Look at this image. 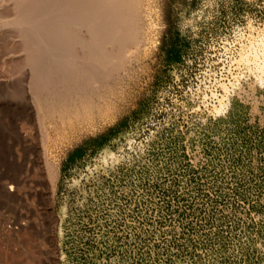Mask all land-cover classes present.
Wrapping results in <instances>:
<instances>
[{"label": "rangeland", "instance_id": "rangeland-1", "mask_svg": "<svg viewBox=\"0 0 264 264\" xmlns=\"http://www.w3.org/2000/svg\"><path fill=\"white\" fill-rule=\"evenodd\" d=\"M135 5L136 40L97 48L113 64L80 74L91 103L65 113L54 57L66 39L81 59L70 39L99 9L57 42L0 7V264H264V0Z\"/></svg>", "mask_w": 264, "mask_h": 264}, {"label": "bare ground", "instance_id": "bare-ground-1", "mask_svg": "<svg viewBox=\"0 0 264 264\" xmlns=\"http://www.w3.org/2000/svg\"><path fill=\"white\" fill-rule=\"evenodd\" d=\"M52 1L53 0H42L43 4H41L40 10L34 12L33 11V8H34L33 5L37 2V0H0V7L1 6L9 7L12 11V14H13L12 20L7 22L8 24L5 23L4 26L6 28H8V30H10L11 32H15L18 37H21V35L20 34L18 35V33H22L24 31H30L31 32V31L38 29V28L43 29L44 30L43 32L47 36H48V34H47L48 32H52V34L54 33V37L52 35H51V37H53V39L56 38V40L54 39V41H57V38L58 39L61 38L60 40L63 39L62 38V36H63L62 31L60 29H63L65 26L69 25L70 23H72L78 27L80 26L82 29V26L79 24L89 23V22L91 23V18L93 17V14H92L93 11H96L97 9H99V13H100L101 18L99 21L97 20L96 23H93V25H96L95 27H97V28L91 29L90 25L88 26V25L83 24V26H85V27L86 26L90 27L89 30L86 29L87 31L85 29H83L90 36L89 39L86 40L87 42L83 43V42H81L82 40L81 41L77 40L75 37L70 39V42L72 43L71 45L78 46L81 49L80 50L81 55L79 54V56H81V59L73 60L69 54L64 55L65 52L63 53V51L68 49L69 48L68 46H70L69 45L70 43H67L66 39H63L64 42L61 41V42H63V46L60 47L61 48L60 51L58 50L56 56L54 57V59H55L54 63L55 64L56 63H60L61 65L72 64V68H73V70L71 69L72 71H70V70H67L66 67L64 66V69H66V71L63 69L64 71L61 74H59L60 77H57L59 80H62V81H64V80H68L69 82L72 81L71 82L72 85H70V87L68 88V91H66V93H65V98L67 96L68 97L70 96L69 100L67 101L66 99H68V98L65 99L63 97L65 100H63V102H62V100L59 102L57 101L58 105H60V103L62 102L60 106H58L56 104L57 107H59V108L61 107L62 109L67 107L66 110L64 109L62 112L67 111V109L71 110V108L72 109L74 108L75 112L79 111L81 109L84 110L87 107L89 108V105L91 103L90 98H91V95L93 93L90 94V91L87 92L86 90H84V88H85L84 85L86 84V81L79 80V76H80V74L86 75L85 72L88 71V67L91 63L95 64L97 66H103L106 68L112 66L111 65V64H113L112 56H114V55H111V52H110V55H108V54H106L108 52H106V53L101 52V51H99V49L97 50V48H99V47L102 48L104 45H106V46L111 45L113 48L116 45V47L118 48L119 51L117 50L118 53L115 51V53H117V55H115L113 58L117 59V58L121 57V55L123 54V53L121 54L120 51H122L123 46L126 47L125 43H127V44H128V42L132 43L136 40V38H135L136 35H135V30H134L135 26L134 25L136 24L135 21L137 19H135L132 15L133 14L132 9L134 10V8L136 7L135 0H92L93 4H92V7L89 9H85V8H83V6L81 4H78L81 2L82 3L87 2V0H75V2H73L71 0H67L68 2H66V3L64 2L65 3L64 7L66 6L67 8H69L67 10L69 12V13H67V15L68 14L69 15L66 17L63 16V18L58 16L59 18L57 20L59 22H54V23H53L54 20L52 18H50L51 16L47 15V14H49L48 11H46L47 9L45 8L46 9L45 10L42 6L44 4H48V5L51 4L50 6H52V3H54ZM69 1H71V2H69ZM57 3H58V1H57ZM54 5H55V3H54ZM60 8H62V7H60ZM51 10H52V8H51ZM62 10H63V8H62ZM129 10H131L130 12H132V14L129 12L126 15V12H128ZM67 11H64V12L66 13ZM52 12H53V10H52ZM62 12H61V14H62ZM78 12H81V17H79V18L77 16H75V14ZM51 15H54V14H51ZM39 22L43 23V26H42V24L40 25ZM97 23H99V24L97 25ZM65 28L67 29L68 27H65ZM75 29H76V27H75ZM71 30H73V27ZM77 30H79V29H77ZM66 31H68V30H66ZM36 33H37V31H36ZM38 33H39V31H38ZM66 33H68V32H66ZM39 34H41V33H39ZM69 34L73 35L72 33H69ZM23 35H25V33ZM45 36L43 38H42V35L39 36L40 41L38 44H40V46L39 47L37 46V48L41 47L40 49H42L43 43L46 41ZM73 36H75V35H73ZM30 37H33V36L31 35ZM40 37L42 38V40L40 39ZM51 41H52V38H51ZM131 43H129V44H131ZM46 44H47V42H46ZM46 44L44 45V47L46 46ZM101 45H103V46L101 47ZM116 47H115V49H116ZM27 53H29V55H30V52H27ZM31 55H32V53H31ZM116 59H114V61ZM104 73L105 72H103V75H104ZM50 74H48V75H50ZM103 75H101V76H103ZM56 79H55V81H56ZM58 79H57V81H58ZM226 96H227V94H226ZM226 96L224 95L219 100L218 106L216 107L217 110L219 107H221L223 105L224 98H227ZM50 101L53 102V109L51 108L52 105L49 104V105L45 106V112L52 113L54 111V109H56L54 107V104L56 101L55 100L54 101L50 100ZM39 106L40 105H38L37 100H35V98L33 99L31 97V102L26 107L24 106L25 108H23V106L21 105V107L23 108V111L21 113V117L29 119L32 116L39 115L41 113L40 112L41 109ZM58 109H56V110H58ZM21 110L19 112H21ZM59 111H61V109L58 110V112ZM58 112L56 114H58ZM53 113H55V112H53ZM77 113H79V112H77ZM69 114H70V112H69ZM71 115H72V113H71ZM62 116H63V114H62ZM2 168H3V166H2ZM6 171H8V169ZM11 185L12 184L8 185V189H9L8 191H13V185L12 186Z\"/></svg>", "mask_w": 264, "mask_h": 264}]
</instances>
